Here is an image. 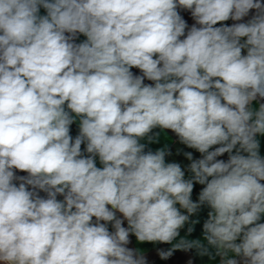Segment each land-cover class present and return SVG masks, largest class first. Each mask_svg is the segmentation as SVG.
Listing matches in <instances>:
<instances>
[{"label": "clouds", "instance_id": "obj_1", "mask_svg": "<svg viewBox=\"0 0 264 264\" xmlns=\"http://www.w3.org/2000/svg\"><path fill=\"white\" fill-rule=\"evenodd\" d=\"M178 7L196 21L186 35ZM258 98L260 0H0V264H147L130 234L171 244L202 205L207 245L180 238L162 259L211 248L220 264H264ZM157 127L202 154L190 177L139 142Z\"/></svg>", "mask_w": 264, "mask_h": 264}, {"label": "crops", "instance_id": "obj_2", "mask_svg": "<svg viewBox=\"0 0 264 264\" xmlns=\"http://www.w3.org/2000/svg\"><path fill=\"white\" fill-rule=\"evenodd\" d=\"M261 4H264V0H260ZM178 13L180 16L184 19V21L187 24V28L185 29V35L187 34V31L196 24L195 19L193 18L191 11L183 8H177ZM39 14L41 16L46 15V10L42 7L40 8ZM256 14V10L252 9L249 11L248 15L245 16L240 21H234L232 19H229L227 21L219 22L216 26H232L236 23H246L248 22L254 15ZM199 27V25H196ZM66 35H68L66 33ZM184 37H181L183 39ZM87 39L86 36L83 34L77 33L76 37L74 38L73 42L76 44L82 43ZM244 54H246V50H244ZM131 71L134 75H142V72L138 68H132ZM145 84H154V82L149 81L145 78L144 80ZM254 106L258 107L260 103H264V100H260L258 98L257 101H254ZM70 135L75 139L77 135H79V120H75L73 124L70 126ZM151 137V139H149ZM260 139V155L264 157V137H259ZM141 144L145 145V151H152L155 152L157 150H165V161L166 163H178L182 170H184L186 176L190 177L191 173L188 171L189 165L192 163L193 160L201 159L202 154L199 153L196 149L189 148L187 145L183 144L178 136L170 129H161L159 127L154 128L148 136L144 137L139 141ZM213 146L212 149L214 150L215 147ZM238 147V146H237ZM81 151L82 153L87 156L88 153L86 152V144L81 145ZM235 149L233 150V154H235ZM187 153H191L192 160H189L187 158ZM245 154V153H242ZM229 154L225 153L220 157H217V159L227 161ZM95 162L97 167H103V165L99 161V157H95ZM16 177H27L28 173L20 170H14ZM21 181L19 179L15 180L14 183L19 185ZM29 190H32L31 186H28ZM204 185H200L198 183H194L193 192L191 195V199L194 202H198L199 193L202 190ZM37 194L42 198H47V193L36 190ZM58 200H63L64 197L62 195H57ZM183 211V210H182ZM210 211V208L206 205H202L198 211L190 217V221H196L198 220V223L195 224H186L184 228L180 230V237L177 238V240L170 243H161V242H139L136 237L132 234L129 236V244L127 245L128 248L137 250L139 253H141L147 261V264H220L221 257L215 255V250L209 248L210 255H200L198 250L196 248L189 249L187 251L185 250H174L172 254L166 258L162 259L159 255L160 251H168L172 249V246L174 243H177L180 238H186L188 240H200L202 243L207 245V242L204 240V232H203V223L208 217V212ZM186 214V213H185ZM117 218H121L122 214L117 212ZM95 220V218H93ZM261 222H264V216H262ZM123 226L127 227V221H123ZM191 226L193 227V231L191 233L187 232V228ZM108 228L110 231H112L111 224L108 225ZM239 242V241H237ZM230 256H233L234 254H229ZM237 260H240V257H235Z\"/></svg>", "mask_w": 264, "mask_h": 264}]
</instances>
